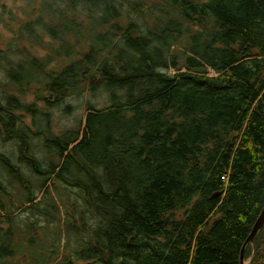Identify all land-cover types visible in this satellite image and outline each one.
Here are the masks:
<instances>
[{"label": "trees", "instance_id": "trees-1", "mask_svg": "<svg viewBox=\"0 0 264 264\" xmlns=\"http://www.w3.org/2000/svg\"><path fill=\"white\" fill-rule=\"evenodd\" d=\"M25 1L19 33L46 52L0 48V142L41 177L32 186L0 150V175L24 192L17 210L50 215L57 202L39 207L35 190L77 189L65 229L82 247L67 264H239L264 204V0ZM5 5L4 24L17 17ZM83 93L82 121L54 132L51 111ZM13 216L0 215V259ZM243 261L264 264V222Z\"/></svg>", "mask_w": 264, "mask_h": 264}, {"label": "rangeland", "instance_id": "rangeland-1", "mask_svg": "<svg viewBox=\"0 0 264 264\" xmlns=\"http://www.w3.org/2000/svg\"><path fill=\"white\" fill-rule=\"evenodd\" d=\"M149 3V0H146ZM7 9L12 10L16 6L15 11L17 17L15 20H10L7 23H0V48H5L8 44L11 46L13 56L21 55L20 52L27 54L43 55L46 48L43 45L33 44L25 40L26 35H20L19 25L27 18L31 17V10L26 6L25 0H4ZM7 15L6 13H4ZM21 36V38H19ZM44 43L50 40L46 34L42 35ZM24 47L25 49H22ZM17 48H20L19 50ZM20 51V52H18ZM26 99L31 100L30 94L25 95ZM88 98L86 93L77 98L70 99L72 103H76L69 114H63L60 109H53L51 111V129L58 132L64 127H69L75 124L76 121H82L84 114V100ZM93 101V99H90ZM24 121L29 123L28 118ZM42 125V123H41ZM43 129L44 127L38 126ZM31 152L35 154L42 165L46 167L48 160L53 158L52 153H48L44 148V139L42 135L32 136L30 138ZM1 151L7 155L10 153V159L14 161L22 170L24 176L32 186L41 180V177L32 174V172L22 163L17 160V151L13 142L8 141L2 144L0 142ZM0 178L7 191V195L0 194V202L4 205L5 210L0 208V215L6 212L14 214L11 222V243L13 254L0 259V264H67V259H71L72 252L76 248H81L79 240L82 237L80 234L76 235L72 232H67L65 229V222L68 220L65 214L66 210L73 209L75 214L79 213L81 209L80 198L77 197V189L73 187H66L65 184L55 181L53 185H49V194L43 195L42 192L35 190V201L40 200L39 207L46 208L44 205L54 199L57 202V211H50V215H44L36 209L17 210L23 202L24 192L18 187L16 182L10 177L6 176L1 170ZM71 207V209H69ZM16 209V210H15ZM52 217V218H50ZM69 221V220H68ZM5 225V224H4ZM69 253V254H68ZM71 255V257L69 256ZM66 256V257H65ZM246 262V261H245ZM99 264V263H94Z\"/></svg>", "mask_w": 264, "mask_h": 264}, {"label": "water", "instance_id": "water-1", "mask_svg": "<svg viewBox=\"0 0 264 264\" xmlns=\"http://www.w3.org/2000/svg\"><path fill=\"white\" fill-rule=\"evenodd\" d=\"M215 195V194H213ZM264 222V204L259 212V214L257 215L251 229H250V232L247 236V238L245 239V241L243 242L241 248H240V253H239V264H245L246 262L243 261V250H244V247L245 245L249 242L251 243L252 240H253V237L256 233V231L261 227V225L263 224Z\"/></svg>", "mask_w": 264, "mask_h": 264}]
</instances>
